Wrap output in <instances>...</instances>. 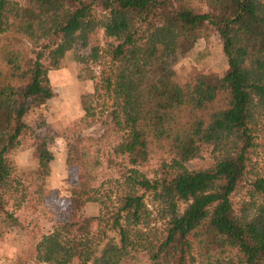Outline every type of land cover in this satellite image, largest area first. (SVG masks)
I'll list each match as a JSON object with an SVG mask.
<instances>
[{
  "label": "trees",
  "instance_id": "16d2710c",
  "mask_svg": "<svg viewBox=\"0 0 264 264\" xmlns=\"http://www.w3.org/2000/svg\"><path fill=\"white\" fill-rule=\"evenodd\" d=\"M211 33L227 72L180 80V47ZM81 46L77 77L94 89L56 134L77 168L69 214L14 264H264V0H0V220L17 224L11 193L48 213L47 139L27 191L10 154L54 97L49 71ZM147 196L183 209L156 216Z\"/></svg>",
  "mask_w": 264,
  "mask_h": 264
},
{
  "label": "rangeland",
  "instance_id": "374dc122",
  "mask_svg": "<svg viewBox=\"0 0 264 264\" xmlns=\"http://www.w3.org/2000/svg\"><path fill=\"white\" fill-rule=\"evenodd\" d=\"M86 50L81 46L75 52L65 53L59 62V68L49 71L54 97L44 106L28 113L25 122L29 130L21 135L20 146L10 154L14 166L13 178L21 181L20 190L25 191L28 189L27 182L33 179L37 171V155L32 145L34 138L47 139L54 160L44 186L47 214H42L40 208L35 210L31 204L28 206L25 201L22 202L20 193L7 196L8 209L17 217V224L12 226L10 221L0 220V264H14L18 256L32 257L39 237L51 230L53 221L63 222L68 217L69 189L76 183L77 168L66 166V144L56 134L83 115L80 96L93 92L94 81L79 80L77 77L75 56ZM172 67L183 81L201 70H208L219 76L228 70L222 43L216 33H211L207 39L200 40L195 45L183 44ZM93 70L97 75L98 68ZM102 131L103 127L96 125L84 134L98 137ZM105 176L107 179L114 178V171L106 172ZM146 200L154 215L163 211L166 219L179 216L183 209V204L175 200H165L162 207L159 204L153 206L149 196ZM84 212L89 216L97 215L99 206L89 203ZM27 264L40 263L29 260Z\"/></svg>",
  "mask_w": 264,
  "mask_h": 264
}]
</instances>
